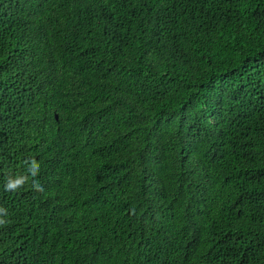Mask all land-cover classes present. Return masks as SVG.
Listing matches in <instances>:
<instances>
[{"label": "trees", "instance_id": "16d2710c", "mask_svg": "<svg viewBox=\"0 0 264 264\" xmlns=\"http://www.w3.org/2000/svg\"><path fill=\"white\" fill-rule=\"evenodd\" d=\"M0 220V264H264V0H0Z\"/></svg>", "mask_w": 264, "mask_h": 264}, {"label": "clouds", "instance_id": "9594fccd", "mask_svg": "<svg viewBox=\"0 0 264 264\" xmlns=\"http://www.w3.org/2000/svg\"><path fill=\"white\" fill-rule=\"evenodd\" d=\"M38 167H39V165H37V164L35 163V161H33L32 169H31L33 175L36 174V172H37V170H38ZM23 183H24L23 178H21V179H19V180H16V181H14V182H11V181H10V182L7 184V188H8V189H15V188H17L18 186L22 185ZM36 187L39 189V185H36ZM39 190H42V189H39ZM4 223H5L4 220H0V224H4Z\"/></svg>", "mask_w": 264, "mask_h": 264}, {"label": "water", "instance_id": "95a60500", "mask_svg": "<svg viewBox=\"0 0 264 264\" xmlns=\"http://www.w3.org/2000/svg\"><path fill=\"white\" fill-rule=\"evenodd\" d=\"M56 118L58 119V116H56Z\"/></svg>", "mask_w": 264, "mask_h": 264}]
</instances>
